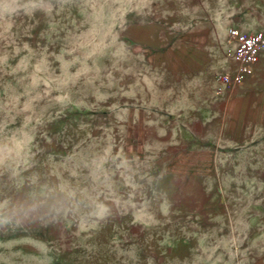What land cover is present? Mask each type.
Instances as JSON below:
<instances>
[{"label":"rangeland","instance_id":"obj_1","mask_svg":"<svg viewBox=\"0 0 264 264\" xmlns=\"http://www.w3.org/2000/svg\"><path fill=\"white\" fill-rule=\"evenodd\" d=\"M220 1L0 0V264H264V154L171 179L139 127Z\"/></svg>","mask_w":264,"mask_h":264},{"label":"crops","instance_id":"obj_2","mask_svg":"<svg viewBox=\"0 0 264 264\" xmlns=\"http://www.w3.org/2000/svg\"><path fill=\"white\" fill-rule=\"evenodd\" d=\"M220 3L217 16L209 12L201 26L171 34L166 48H150L164 75L147 86L154 97L141 103L139 127L163 131L155 151L171 179L176 171L194 178L218 172L224 158L264 154V50L245 80L216 90L217 74L238 68L229 28L264 33V0Z\"/></svg>","mask_w":264,"mask_h":264},{"label":"built area","instance_id":"obj_3","mask_svg":"<svg viewBox=\"0 0 264 264\" xmlns=\"http://www.w3.org/2000/svg\"><path fill=\"white\" fill-rule=\"evenodd\" d=\"M229 39L234 44L233 57L238 64L236 74L227 72L218 73L216 79L219 86L218 93L232 86L235 82L243 81L250 73L252 65L257 61L259 54L264 50V33L243 32L236 28H229Z\"/></svg>","mask_w":264,"mask_h":264}]
</instances>
